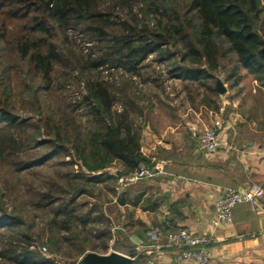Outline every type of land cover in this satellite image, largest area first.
I'll list each match as a JSON object with an SVG mask.
<instances>
[{
  "label": "trees",
  "instance_id": "trees-1",
  "mask_svg": "<svg viewBox=\"0 0 264 264\" xmlns=\"http://www.w3.org/2000/svg\"><path fill=\"white\" fill-rule=\"evenodd\" d=\"M263 13L262 0H0V264H58L39 244L69 259L107 250L112 220L97 198L105 190L136 205L118 191V177L154 167L142 151L149 107L139 89L156 81L144 74L150 57L179 56L168 74L196 83L206 92L201 105L218 109L216 73L237 81L244 67L264 83ZM73 30L87 52L59 47L60 35L76 43ZM228 53L237 59L229 71ZM59 71L80 89L78 100L61 94ZM24 73L27 101L16 91ZM115 163L122 167L112 174ZM44 168L52 170L39 180Z\"/></svg>",
  "mask_w": 264,
  "mask_h": 264
},
{
  "label": "crops",
  "instance_id": "crops-1",
  "mask_svg": "<svg viewBox=\"0 0 264 264\" xmlns=\"http://www.w3.org/2000/svg\"><path fill=\"white\" fill-rule=\"evenodd\" d=\"M231 83L223 106L214 110L201 105L215 118L210 128H216L222 142L215 151L196 146L195 133L208 126L200 118L170 122L160 135L148 126L142 151L152 159L157 174L120 190L137 199L136 205L120 203L119 195H114L118 214L109 244L113 248L125 239L126 245L112 251L132 258L143 255L149 264H199L179 261L180 248L168 246L165 239L153 245L148 236L155 227L164 234L186 228L217 237L209 246L208 264H264V195L255 208L238 204L231 223L215 224V202L225 190L254 182L264 189V83L247 68ZM121 167L115 163L106 170L117 174Z\"/></svg>",
  "mask_w": 264,
  "mask_h": 264
},
{
  "label": "rangeland",
  "instance_id": "rangeland-1",
  "mask_svg": "<svg viewBox=\"0 0 264 264\" xmlns=\"http://www.w3.org/2000/svg\"><path fill=\"white\" fill-rule=\"evenodd\" d=\"M262 1L264 5V0ZM263 16H264V13H263ZM69 33H70L71 38L75 40L76 43H73L71 45L69 42H67L64 44V41H63L64 38L62 35H60L57 38V42L60 44L59 47L61 48V50H64L65 48L73 49L76 51H79L80 49H86V52H87L88 47H90V44L85 42L84 40L85 36L81 32L75 31V30L70 31ZM172 50L174 49L172 48ZM154 59H155V56L150 57V60L148 61V63H150V66L148 67V69L144 70V74L146 76L151 74L152 78H154L156 81L153 83L145 82V83L139 84V89L142 92H144L147 96L142 100V104L149 107L145 109L144 116H143L147 124L142 129V138L144 140L143 141L144 144H146L147 142V131L149 129L154 130L158 135H160L166 129L167 127L166 125L170 124V122H175L178 120H183V119L196 120L200 118V120H203V122L207 123L208 126L203 127L199 131H203L205 129L210 128L211 127L210 125L212 121L215 120V118L210 113L205 112V110L201 108V103H200L201 99L206 96L205 90L203 88H198V85L196 83L184 82L181 79L172 77L171 75L168 74V70L170 69L171 62H176V61L178 62L179 56L175 57L174 59L170 61H163V62L155 61ZM236 60L237 59L234 54L228 53V56L225 59V62L228 64L227 65L228 71L237 65ZM240 71L244 72L245 68L242 67ZM61 72L59 71L57 73V75L59 76L58 78L60 79L63 78L62 75L60 74ZM106 73L107 72H105V74ZM223 73L224 72L216 73L217 79H222L224 81L225 77ZM19 77L21 80L19 81V83L17 81V87H16V91L19 94L18 99H24L25 101H27L28 100L27 94L25 95L21 92V90H23L22 85L25 83L24 82L22 84V80L26 78V73L22 74V76L19 74ZM137 80L139 82H142V79L140 77H138ZM61 82H63L64 85L66 86V90L61 92V94L68 97V101L73 102L75 100H78L81 97L80 89L77 88V85L75 83H72V81L71 83H67V81H64V79H62ZM186 85L190 87L189 89L191 90V94L193 96V98L191 99L188 98V93H187L188 90H186ZM224 85L227 88V90H230V91L232 90L233 85L231 81H224ZM236 91H238V89H236ZM231 92L229 93L228 96L231 95ZM227 94H228L227 91H225L224 94L223 93L221 94L219 92H217V94H214V95L212 94L211 98L212 100L215 101V103L213 101V104L217 106H223L224 100L225 98H227ZM148 99H151V100L149 101ZM214 110H217V109H214ZM197 113L199 114V116L197 115ZM22 114L25 116L31 115L26 110L23 111ZM78 114H84V112L80 110ZM148 126H149V129H148ZM50 170L52 169H49V168L42 169L41 172H39L40 173L39 180L40 178L46 177ZM22 178L24 181H27L26 184H29L33 181V179L30 176L22 175ZM34 180H36V182H39L37 178H35ZM101 187H103V185H101ZM25 188H27L26 185H25ZM113 197L114 195L112 193H109L103 190V192H101V196H99V199L97 198V201H99L101 205L103 204L102 206L103 211L106 214L111 215L113 219L111 230H112V227L114 226V223L117 222L115 215L118 214V210L114 207V203L112 201ZM80 200L85 201V202L86 200L93 202V203L96 202V200L88 198V197H83ZM4 201L7 203V205L11 206V200L7 195L4 196ZM89 206L91 205H88V207ZM36 221L37 223H41L42 218L39 216ZM41 226L42 224H39L37 229H39V227ZM125 245H126L125 239H120V241L114 243L113 248H111L109 244L108 249L102 250V252L88 250L87 252L83 253L77 259H69L59 254H51L49 252V247L45 244H39L37 248H39L40 251L42 252V247L46 246L47 251L45 252L44 255L52 256V258H54V260L58 264H89V261L86 260V257L88 255H91L93 253L108 254L112 252V249L113 250H116L117 248L125 249L124 247Z\"/></svg>",
  "mask_w": 264,
  "mask_h": 264
},
{
  "label": "built area",
  "instance_id": "built-area-1",
  "mask_svg": "<svg viewBox=\"0 0 264 264\" xmlns=\"http://www.w3.org/2000/svg\"><path fill=\"white\" fill-rule=\"evenodd\" d=\"M196 146L206 152L215 151L221 144L216 128H208L195 133ZM227 144V142H225ZM157 174L156 168L142 163L134 171L118 177L117 189L123 190L132 183L153 177ZM264 189L259 183H251L244 188H228L215 202V224H227L233 220V210L240 203H248L254 208L260 203ZM148 236L153 245L166 240L168 246L180 248L178 260H191L199 264H208L211 258L209 246L217 241L211 233H194L186 228H178L164 234L160 228H152ZM47 247H42L45 254ZM48 257H52L47 255Z\"/></svg>",
  "mask_w": 264,
  "mask_h": 264
},
{
  "label": "water",
  "instance_id": "water-1",
  "mask_svg": "<svg viewBox=\"0 0 264 264\" xmlns=\"http://www.w3.org/2000/svg\"><path fill=\"white\" fill-rule=\"evenodd\" d=\"M216 88L219 93H224L226 87L221 79H217ZM89 264H133L134 258L123 253L112 251L108 254L93 253L86 257Z\"/></svg>",
  "mask_w": 264,
  "mask_h": 264
}]
</instances>
